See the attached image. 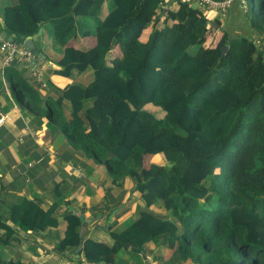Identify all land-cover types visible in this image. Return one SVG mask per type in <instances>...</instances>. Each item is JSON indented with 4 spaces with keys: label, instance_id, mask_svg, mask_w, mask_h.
<instances>
[{
    "label": "trees",
    "instance_id": "obj_1",
    "mask_svg": "<svg viewBox=\"0 0 264 264\" xmlns=\"http://www.w3.org/2000/svg\"><path fill=\"white\" fill-rule=\"evenodd\" d=\"M232 2L241 7L230 21L194 0L4 4L1 32L24 40L44 27L34 38L39 52L68 75L89 74L63 88L44 79V95L24 66L0 67V109L10 108L2 104L8 84L29 128L46 117L52 134L62 132L70 150L63 158L103 164L119 187L130 178L147 206L167 212L142 211L117 230L113 221L108 243L82 238L79 215L67 209L64 237L53 239L58 253L71 248L90 262L118 264L122 251L137 261L152 243L168 255L164 264H264V0ZM79 37L94 41L80 47ZM155 154L161 161L146 163ZM62 203L7 201L0 192V264H31L10 257L22 242L10 222L46 232L59 225Z\"/></svg>",
    "mask_w": 264,
    "mask_h": 264
},
{
    "label": "crops",
    "instance_id": "obj_2",
    "mask_svg": "<svg viewBox=\"0 0 264 264\" xmlns=\"http://www.w3.org/2000/svg\"><path fill=\"white\" fill-rule=\"evenodd\" d=\"M178 0H169L172 7L177 6ZM9 0H0V26L1 9ZM194 6H201L194 0ZM245 4V3H244ZM241 5V4H240ZM238 2H232L225 15L227 21L235 18ZM245 6V5H243ZM218 12H210L211 17ZM226 21V22H227ZM44 27H42L43 31ZM39 35V34H38ZM92 37H79L74 44L87 47ZM81 42L83 45L78 44ZM120 51H118L119 53ZM45 56V55H44ZM2 54L0 53V61ZM44 68V79L51 80L63 88L74 80H85L89 71L83 73L72 72L68 75L67 69L54 58H44L41 62ZM16 63L13 66H21ZM23 66V65H22ZM25 76L34 84L42 94H47V87H42L28 69H23ZM9 105L12 118L0 127L7 143L0 145V192L1 198L7 201H16L21 197L36 198L38 202L49 207L55 201L63 200L56 214L59 218L57 227H50L46 232H25L10 222L21 237L22 242H15L12 250L9 249L11 258L21 257L22 261L31 264H77L83 258L82 254L73 253L71 248H66V254L58 253L54 248V236L64 237L66 222L62 217L67 210L83 211L86 220L92 219L87 225L83 237H93L111 243L109 228L115 221L114 229L117 230L138 216L142 211L154 215H165V209L157 205L147 206L140 193L133 188V182L126 177L123 186L114 184L108 176L106 167L96 163L93 159L76 155V159H65L63 155L70 153L66 139L62 132L52 134L47 127V118L38 128H29L28 114L19 109L10 95L9 85L2 93V104ZM69 150V151H68ZM153 159L160 154L152 155ZM108 226V229L106 227ZM142 259L135 261L131 249L121 252L118 264H164L166 255L164 250L152 243L144 245L141 252ZM185 264H194L188 259Z\"/></svg>",
    "mask_w": 264,
    "mask_h": 264
},
{
    "label": "built area",
    "instance_id": "obj_3",
    "mask_svg": "<svg viewBox=\"0 0 264 264\" xmlns=\"http://www.w3.org/2000/svg\"><path fill=\"white\" fill-rule=\"evenodd\" d=\"M234 0H198L200 5L204 6L205 12L209 16L210 12L215 11L225 14L228 7ZM246 2V0H242ZM0 53L2 54L0 67L4 68L7 66H12L16 63H21L26 69L30 70L36 81L40 82L42 87H46L44 81V68L43 64L38 60V55L35 54L30 48L21 44L15 43L7 38L2 37V32L0 31ZM12 116L10 112H3L0 109V127L3 126L7 121L11 120ZM77 264H97L95 262H90L85 258Z\"/></svg>",
    "mask_w": 264,
    "mask_h": 264
},
{
    "label": "water",
    "instance_id": "obj_4",
    "mask_svg": "<svg viewBox=\"0 0 264 264\" xmlns=\"http://www.w3.org/2000/svg\"><path fill=\"white\" fill-rule=\"evenodd\" d=\"M42 32V28L39 29L38 33L33 35V36H29L28 38L24 39V40H18L16 38H14L13 35H8V33L6 32H2V37L3 38H7L8 40L15 42V43H21L25 46H27L28 48H30L35 54H37L40 58L44 59L45 56L42 52H39V50L35 47L34 44V38L40 34ZM228 50V45H224L222 46V55L226 53V51ZM75 213L77 215H79L81 221H82V226L80 229V235L83 238V233L87 227V225L89 224V222L93 221L92 219L86 220V217L83 213V211H75ZM106 229H108V226L106 227Z\"/></svg>",
    "mask_w": 264,
    "mask_h": 264
},
{
    "label": "rangeland",
    "instance_id": "obj_5",
    "mask_svg": "<svg viewBox=\"0 0 264 264\" xmlns=\"http://www.w3.org/2000/svg\"><path fill=\"white\" fill-rule=\"evenodd\" d=\"M248 3H249V7H250L251 6V0H248ZM91 43H92V40H89L86 45H90ZM78 44L83 45L81 42H78ZM148 107H149L148 108L149 110L155 111L158 116H160V117L163 116V112L157 113L158 112L157 111L158 110L157 108H153L152 106L151 107L148 106ZM158 159H159V156L154 157V159H153V156H151L150 159L149 158H146L145 161H146V163H148V162H152L153 160H158Z\"/></svg>",
    "mask_w": 264,
    "mask_h": 264
}]
</instances>
